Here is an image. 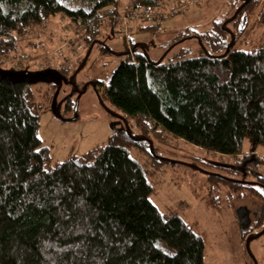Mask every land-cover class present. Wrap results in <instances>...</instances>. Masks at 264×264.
<instances>
[{"label": "trees", "instance_id": "16d2710c", "mask_svg": "<svg viewBox=\"0 0 264 264\" xmlns=\"http://www.w3.org/2000/svg\"><path fill=\"white\" fill-rule=\"evenodd\" d=\"M258 1L247 0L226 21L237 25ZM119 2L0 0V49L12 51L17 34L57 13L85 34L98 31L104 22L113 24L101 17L107 8L116 12ZM226 21L213 22L211 47L199 39L195 55L153 60L145 50L134 47V58L127 52L104 96L127 115L129 129L52 169L46 167L50 148L38 134L31 80L0 76V264H204L205 235L150 199L153 186L130 149L150 132L162 138L165 129L221 154L243 153L246 137L264 147V42L238 47ZM259 21L264 26V9ZM259 183L262 188L248 187L262 201L252 229L264 228V176Z\"/></svg>", "mask_w": 264, "mask_h": 264}, {"label": "rangeland", "instance_id": "374dc122", "mask_svg": "<svg viewBox=\"0 0 264 264\" xmlns=\"http://www.w3.org/2000/svg\"><path fill=\"white\" fill-rule=\"evenodd\" d=\"M119 1L116 12L101 17L113 24L104 22L98 31L85 34L70 17L57 13L17 34L12 51L0 49V76L31 80L30 95L40 116L38 134L52 156L47 169L103 146L119 128L129 129L127 115L104 96L127 52L134 58V47L145 50L153 60H168L178 52L201 53L199 39L208 48L212 45L207 34L213 22L230 19L247 2L161 0L154 20L124 23L120 15L132 0ZM263 2L259 0L254 13L241 16L237 25L225 22L238 47L248 50L264 42L259 21ZM18 55L26 56L23 66L13 59ZM129 122L135 134L140 133L132 117ZM243 146L238 156L221 154L165 129L162 138L150 132L141 146L130 149L153 186L150 199L205 235L204 264H264V234L257 236L264 228L252 229L262 201L248 188H262L264 147L254 146L249 137Z\"/></svg>", "mask_w": 264, "mask_h": 264}, {"label": "built area", "instance_id": "2783aa9c", "mask_svg": "<svg viewBox=\"0 0 264 264\" xmlns=\"http://www.w3.org/2000/svg\"><path fill=\"white\" fill-rule=\"evenodd\" d=\"M112 10L113 9L111 7L107 8V14L111 13ZM156 12L157 11L155 6L149 4L141 7L131 6L123 14L120 15V20L124 23H128V21H132L135 19H141L150 22L154 20ZM13 59L16 60L15 63L17 64V66H21L23 62L26 61V56L18 55Z\"/></svg>", "mask_w": 264, "mask_h": 264}, {"label": "crops", "instance_id": "0c3cea01", "mask_svg": "<svg viewBox=\"0 0 264 264\" xmlns=\"http://www.w3.org/2000/svg\"><path fill=\"white\" fill-rule=\"evenodd\" d=\"M130 2V1H129ZM129 4V3H128ZM122 4H121V2H119V6H121ZM124 6V5H123ZM126 8V7H125ZM132 22H134V21H132ZM133 26V23L130 25V28Z\"/></svg>", "mask_w": 264, "mask_h": 264}, {"label": "snow or ice", "instance_id": "6c2138e0", "mask_svg": "<svg viewBox=\"0 0 264 264\" xmlns=\"http://www.w3.org/2000/svg\"><path fill=\"white\" fill-rule=\"evenodd\" d=\"M37 151H39V150H37Z\"/></svg>", "mask_w": 264, "mask_h": 264}, {"label": "water", "instance_id": "95a60500", "mask_svg": "<svg viewBox=\"0 0 264 264\" xmlns=\"http://www.w3.org/2000/svg\"><path fill=\"white\" fill-rule=\"evenodd\" d=\"M262 233V232H261Z\"/></svg>", "mask_w": 264, "mask_h": 264}]
</instances>
